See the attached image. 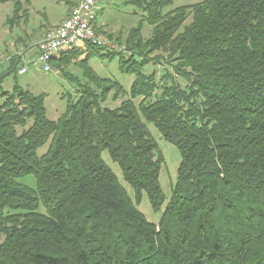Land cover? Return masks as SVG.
Here are the masks:
<instances>
[{
    "label": "trees",
    "instance_id": "trees-1",
    "mask_svg": "<svg viewBox=\"0 0 264 264\" xmlns=\"http://www.w3.org/2000/svg\"><path fill=\"white\" fill-rule=\"evenodd\" d=\"M173 1L127 0L142 18L123 37L98 29L113 47L81 41L52 57L74 84L56 120L44 93L3 87L21 68L19 56L7 60L0 264H264V0L164 12ZM6 2L8 25L27 16L26 0ZM92 58H117L118 71L133 76L129 89L100 76ZM149 125L180 153L166 202ZM28 175L34 187L19 182ZM143 193L157 223L138 209Z\"/></svg>",
    "mask_w": 264,
    "mask_h": 264
},
{
    "label": "rangeland",
    "instance_id": "rangeland-1",
    "mask_svg": "<svg viewBox=\"0 0 264 264\" xmlns=\"http://www.w3.org/2000/svg\"><path fill=\"white\" fill-rule=\"evenodd\" d=\"M69 1L75 4L78 0ZM103 1H105L104 6L106 7L103 12L98 14L97 22L98 24L103 21L107 22L112 31L122 32V34L120 33L121 37L127 34L128 30L135 26L142 18V12L134 5L125 3L127 0ZM200 1L202 0H174L163 11L167 12L178 6L190 5ZM26 3L24 7L27 8V16L24 19L20 18L18 22L11 25H8L6 20L11 16L12 3H0V74L6 68L7 60L10 57L19 56L20 59L17 66L19 67L23 64L21 66L26 68V72L22 74H19L16 69V72L6 75L2 85L5 89H10L13 83L17 82L34 94L44 93L46 115L49 119L56 120L64 112L67 94L70 93L74 96V84L65 79L54 68L49 71L42 69L39 62L35 60V42L39 40L38 37L41 32L44 34L45 31L50 29L47 27V22L53 24L57 17L68 9L67 7H69L70 3H65V0H26ZM98 29L97 27V34L105 38L98 32ZM149 29V26L143 23L142 35L144 37L148 36ZM89 64L100 76L117 80L124 89H129L133 76L122 74L118 71L117 58H114L112 61H101L97 58H92ZM151 69L152 67L149 66L148 71ZM155 70L159 77L162 74L161 66H155ZM72 73L80 76L81 70L77 68ZM149 128L164 158L160 170L159 183L166 202L170 197L171 187L175 181L180 153L173 144L164 140L152 125H149ZM45 149L46 146L38 149V153H43ZM101 157L118 174L121 180V172L118 165L111 161L106 151L102 152ZM19 182L30 187L35 186V179L31 175L20 178ZM122 183L126 185L123 181ZM126 187L129 188L127 185ZM138 209L148 221L157 223L160 212L152 211L147 196L144 193Z\"/></svg>",
    "mask_w": 264,
    "mask_h": 264
},
{
    "label": "built area",
    "instance_id": "built-area-1",
    "mask_svg": "<svg viewBox=\"0 0 264 264\" xmlns=\"http://www.w3.org/2000/svg\"><path fill=\"white\" fill-rule=\"evenodd\" d=\"M97 0H78L69 16L59 25L48 29L36 43V59L44 71L52 69L50 61L61 49L81 41L94 45L113 47V44L97 34L94 23L96 19ZM21 67L18 72L24 73Z\"/></svg>",
    "mask_w": 264,
    "mask_h": 264
},
{
    "label": "crops",
    "instance_id": "crops-1",
    "mask_svg": "<svg viewBox=\"0 0 264 264\" xmlns=\"http://www.w3.org/2000/svg\"><path fill=\"white\" fill-rule=\"evenodd\" d=\"M77 3V2H76ZM75 3V4H76ZM75 4H68L69 5V7H67L68 9L66 10V11H64L62 14H60L58 17H57V19L54 21V23L53 24H50V23H48L47 22V27H49V28H52V27H54V26H57V25H59L63 20H65L68 16H69V14H70V12H71V10H72V8H73V6L75 5ZM67 5V6H68ZM105 5V1H103V0H97V3H96V19H95V24H96V26L100 29V30H102V31H108L110 28H109V26H108V24H107V22H101L100 24H98V22H97V16H98V14H100L101 12H103L104 11V9H105V7L106 6H104ZM43 35V32H41L40 34H39V37H41ZM21 65H23V64H21ZM20 65V66H21ZM22 67V66H21Z\"/></svg>",
    "mask_w": 264,
    "mask_h": 264
}]
</instances>
